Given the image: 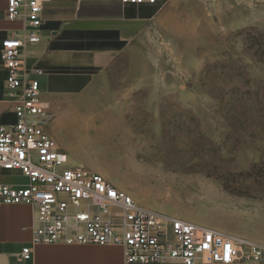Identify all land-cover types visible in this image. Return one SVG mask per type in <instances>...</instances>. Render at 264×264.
I'll list each match as a JSON object with an SVG mask.
<instances>
[{"label":"rangeland","instance_id":"374dc122","mask_svg":"<svg viewBox=\"0 0 264 264\" xmlns=\"http://www.w3.org/2000/svg\"><path fill=\"white\" fill-rule=\"evenodd\" d=\"M150 8L121 89L67 106L51 137L138 206L264 247V0Z\"/></svg>","mask_w":264,"mask_h":264},{"label":"built area","instance_id":"2783aa9c","mask_svg":"<svg viewBox=\"0 0 264 264\" xmlns=\"http://www.w3.org/2000/svg\"><path fill=\"white\" fill-rule=\"evenodd\" d=\"M5 1L6 20L22 28L0 44L4 94L15 116L11 124L0 122V171L18 173L27 184H0V206L33 210L31 240L20 259L29 260L33 246L63 244L118 246L127 264H264L262 245L140 207L102 175L69 166L43 128L49 113L35 78L43 71L26 67L25 47L41 40L43 5L52 0Z\"/></svg>","mask_w":264,"mask_h":264},{"label":"crops","instance_id":"0c3cea01","mask_svg":"<svg viewBox=\"0 0 264 264\" xmlns=\"http://www.w3.org/2000/svg\"><path fill=\"white\" fill-rule=\"evenodd\" d=\"M151 5L121 0H52L43 5L41 40L26 45L25 56L27 68L43 71L35 78L49 113L43 123L45 132L51 136L61 112L80 98L121 89L115 74L122 73L123 67L132 74L136 68L139 35L153 20L148 17ZM5 11L6 1L0 0V44L9 32L22 28V22L7 21ZM5 78L0 61V122L11 124L15 116L11 101L5 98ZM0 184L25 186L27 180L18 173L0 171ZM33 215L28 206H0V255L6 264H127L118 246L63 244L33 246L30 259L22 261L20 252L30 243Z\"/></svg>","mask_w":264,"mask_h":264},{"label":"water","instance_id":"95a60500","mask_svg":"<svg viewBox=\"0 0 264 264\" xmlns=\"http://www.w3.org/2000/svg\"><path fill=\"white\" fill-rule=\"evenodd\" d=\"M0 259L3 261V264H6V260L4 256L0 255Z\"/></svg>","mask_w":264,"mask_h":264},{"label":"bare ground","instance_id":"6f19581e","mask_svg":"<svg viewBox=\"0 0 264 264\" xmlns=\"http://www.w3.org/2000/svg\"><path fill=\"white\" fill-rule=\"evenodd\" d=\"M60 149V148H59ZM33 211V210H32ZM152 211V210H151ZM156 213V212H155Z\"/></svg>","mask_w":264,"mask_h":264}]
</instances>
